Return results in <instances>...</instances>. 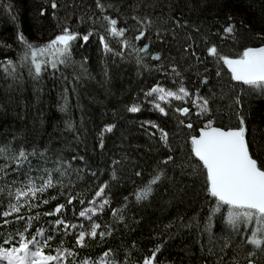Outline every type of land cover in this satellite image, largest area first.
Listing matches in <instances>:
<instances>
[{
	"label": "trees",
	"instance_id": "1",
	"mask_svg": "<svg viewBox=\"0 0 264 264\" xmlns=\"http://www.w3.org/2000/svg\"><path fill=\"white\" fill-rule=\"evenodd\" d=\"M55 2L57 8L52 9V0H0V189H4L0 191V206L9 199L7 188L12 187L14 193L21 182L27 183V169L11 171L14 161L8 165V175H4L9 153L24 150L31 153L32 182L39 186L48 174L53 181V186L43 194L37 193V199H55L33 209L32 214L52 210L57 203L65 202L61 193H79L86 205L97 187L107 183L105 195L110 204L93 219L101 223V230L108 225L111 235L103 240L87 239V247L76 249L75 264L84 259L98 264L102 252L108 248L112 249L117 264H144L157 247L160 251L153 264H248L250 251L256 252L253 258L257 259V264H264V251L247 243L255 225L251 228L242 225L234 231L224 219L226 210L213 213L211 198H206L203 175L192 174L187 166L189 145L185 141L190 133H196L179 124V120L187 123L189 118L181 117L173 109L188 106L194 112L191 99L187 105L183 101H157L169 113L163 116L148 102L154 97L146 99L144 95L157 82L176 89L171 79L166 80L164 74L156 70L176 58L184 84L191 92L199 88L201 93L207 94L210 88L216 93L213 102L216 123L235 127L238 112L232 99L234 92L230 89L233 85L239 89L240 85L230 81L226 68L221 77H215L216 67L213 58L207 56V45L202 37L230 56L246 47L264 46V0H100L106 6L103 13L96 6V0ZM109 4L113 7H107ZM181 13L190 25L200 29L199 33H194V38L199 45L197 53L202 59L207 58V72L204 65L196 64L194 59H181L183 30H177L179 43L162 44L156 39V30L171 29L172 18ZM103 15L117 19V27L127 29L125 37L129 40L138 34L132 17L150 18L152 25L145 38L136 42L137 47L147 43L149 54L123 49L121 58L105 53L97 33L105 34L117 52L121 51L123 38L106 34L107 22L103 21ZM65 24L82 35L89 31L93 34L87 43L73 42L74 62L70 66L61 65L60 71L53 75L49 65L39 78L34 71L30 75L27 66L30 57L25 65L20 64L24 49L17 40L18 34L42 46L60 34ZM228 26H232L233 32L224 31ZM156 52L162 57L160 61L152 59ZM137 55L143 58L139 64ZM6 59L16 65L10 73L4 71L2 62ZM188 63L192 67L185 71ZM205 76L209 79L207 85L200 82ZM244 87L239 114L245 118L249 135L255 133L260 155L264 156V94ZM134 104L140 107L138 113L128 111ZM190 119L193 129L202 124L195 116ZM146 120L168 131L175 163H159L169 154L168 149L159 140L158 132L153 136L151 132L155 130L149 125L141 127ZM108 124L115 125L112 132H103ZM101 132L102 149L98 147ZM161 170L167 175L152 183ZM136 171L140 172L139 176L135 175ZM17 177V184L5 183ZM149 184L154 189L152 194L137 202L135 193ZM73 206L77 214L82 207L78 200L73 201V205H66V216L87 228L90 222L74 216ZM113 208L123 215V221L112 216ZM53 219L55 217L41 216L38 223L47 228L46 221ZM36 226L34 221L30 230ZM61 238L63 247H73L71 235L60 237L57 234L51 242L53 249Z\"/></svg>",
	"mask_w": 264,
	"mask_h": 264
},
{
	"label": "snow or ice",
	"instance_id": "2",
	"mask_svg": "<svg viewBox=\"0 0 264 264\" xmlns=\"http://www.w3.org/2000/svg\"><path fill=\"white\" fill-rule=\"evenodd\" d=\"M96 6L102 13L106 7L100 0H96ZM107 7H113V5L109 4ZM51 8H57L55 0H52ZM43 14L41 12V15ZM102 19L107 22L106 34L123 38L120 41L121 51L117 52L106 40L105 34L97 33L98 40L105 53H113L121 58L124 56L123 49H131L137 54H149L147 43L142 47H137L136 42L145 38L146 32L149 31L152 25L150 18L132 17L137 24L135 33L138 34H134L131 40L125 37L127 31L125 27H117V19L109 15H103ZM172 19L174 23L171 29L156 30V39L162 44L179 43L177 30H183L184 41L180 45L181 59H194L196 64L204 65L205 72H207V58L202 59L197 53L199 45L194 38V33H199L200 29L195 25H190L189 21L183 19V13ZM224 31L231 33L233 28L228 26ZM92 34L89 31L87 34L82 35L65 24L61 28L60 34L56 35L54 39H51L45 45L37 46L29 42L20 33L17 40L24 49L23 55L20 56V64L25 65L30 57V64H27L30 75L34 71L36 77L39 78L42 71L48 70L49 65L52 70L51 74L55 75L56 72L60 71L61 65L70 66L74 62L73 42L80 40L87 43ZM202 39L207 45V56L213 58L212 62L216 67L215 77H221L223 69L226 68L230 81L240 85L239 89L235 85L230 89L234 92L232 99L238 112V124L235 127L216 123V118L213 115V102L216 93L212 92L210 88L207 89V94L201 93L199 88L194 93L191 92L184 84V75L176 58H173L167 65L161 64L156 69L164 74L166 80L171 79L176 89L172 90V88L165 87L157 82L144 95L146 99L154 97L148 102L153 104L155 109L163 116H168L169 113L157 101H165L166 103L171 100L183 101L187 105L189 98L191 99L192 108L195 109L194 112L188 106H176L173 109L181 117L189 118L187 123L184 119L179 120V124L196 133H190L188 140L185 141L189 145L187 166L192 169V174L203 175L206 198H211L212 212L217 213L226 210L224 219L234 231L242 225L245 228H251L254 224L255 227L251 229V236L247 238V243L256 250L264 251V156L260 155V146L256 141L255 133L249 135L245 118L242 114H239L242 109L240 97L245 94L244 86H247V89L252 92L258 91L264 94V46L246 47L242 52L230 56L218 51L216 44H208L206 38L202 37ZM142 59L140 55H137L138 64L142 62ZM152 59L160 61L162 57L159 52H156L152 54ZM2 63L5 73H10L16 67L10 59H6ZM145 67L147 66L145 65ZM191 67L192 64L188 63L185 65L184 70L188 71ZM200 82L207 85L209 79L205 76ZM222 91L223 89H221ZM128 111L138 113L140 107L134 104L128 108ZM191 116H195L198 121H202L197 129H193ZM145 125H149L151 129L155 130L151 132V135L155 136L157 132L159 133V140L168 149L169 154L159 163L163 165L175 163V157L172 154L174 149L169 144L168 131L152 120L142 122L141 127ZM114 127L115 125L108 124L104 127L103 132L110 133ZM103 132L100 133L101 139L98 145L101 149L104 147ZM30 154L24 150L10 152L9 161L4 165L5 176L8 175L9 163L13 161L15 167L11 168L12 172L27 169L25 173L27 183L21 182V186L16 187L14 193L12 187L7 188L9 199L5 205L0 206V218H2L0 219V264H75L76 249L87 247V239L95 240L99 237L100 240H103L105 236L111 235L112 229L108 225H105L101 230V223L93 219L98 213L104 211L106 205L110 204L108 196L105 195L107 183H102L97 187L91 198L87 200L86 205L85 199L80 198L79 193H61L65 198V202L57 203L52 210L32 214L33 209H38L42 204H48L49 199H55V197L37 199V193L43 194L46 189L53 186V181L51 174H48L47 179L39 186L32 182ZM113 163H116V161ZM135 175L139 176L140 172L136 171ZM166 175L167 172L161 170L152 183L160 181ZM18 179V177L13 178L11 181H5V183L15 185ZM3 190L0 189V191ZM153 190V187L149 184L136 192V201L147 199ZM127 199L125 197V200ZM75 200H78L82 207L77 214L73 206V215H78V218L89 221L87 228L82 222H74L66 216V205H73ZM111 212L114 218L123 221L124 217L118 214V209L113 208ZM41 216L55 217V219L46 221V228L43 224L38 223ZM8 217L12 219H8ZM34 221L37 222V226L34 230H30L33 229ZM211 224L212 219L210 216L209 226ZM46 232L47 234H45ZM57 234H60V237L71 235L73 247H63V239L61 238L59 244L53 249L51 242ZM45 249H48V252H45ZM159 251L160 248L157 247L152 252L151 258L144 260V264H153L156 253ZM247 256L249 257L248 264H257V259L253 258L256 257V252L250 251ZM69 258H72V261ZM80 264H90V262L84 259ZM91 264H97V262L93 261ZM98 264H117V261L113 258L111 248L102 252Z\"/></svg>",
	"mask_w": 264,
	"mask_h": 264
},
{
	"label": "rangeland",
	"instance_id": "3",
	"mask_svg": "<svg viewBox=\"0 0 264 264\" xmlns=\"http://www.w3.org/2000/svg\"><path fill=\"white\" fill-rule=\"evenodd\" d=\"M43 59V57H41Z\"/></svg>",
	"mask_w": 264,
	"mask_h": 264
}]
</instances>
